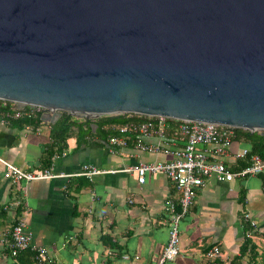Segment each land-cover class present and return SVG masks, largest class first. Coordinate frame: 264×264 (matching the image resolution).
<instances>
[{
  "label": "water",
  "instance_id": "95a60500",
  "mask_svg": "<svg viewBox=\"0 0 264 264\" xmlns=\"http://www.w3.org/2000/svg\"><path fill=\"white\" fill-rule=\"evenodd\" d=\"M0 101L264 135V0H0Z\"/></svg>",
  "mask_w": 264,
  "mask_h": 264
},
{
  "label": "crops",
  "instance_id": "0c3cea01",
  "mask_svg": "<svg viewBox=\"0 0 264 264\" xmlns=\"http://www.w3.org/2000/svg\"><path fill=\"white\" fill-rule=\"evenodd\" d=\"M36 116L38 122L28 124L32 131L16 121L0 124L1 159L25 172L51 165L55 173L73 175L85 164L117 172L91 180L70 176L12 184L2 178L0 165V264H37L30 258H11L5 252L2 241L15 218H21L30 234V245L46 249L45 264H154L167 242L164 204L174 200L176 193L161 174L146 175L138 184L134 173L120 170L168 157L141 152L131 144L113 152L107 138L95 134V119H91L88 133L84 127L70 128L63 148L44 167L50 126L58 118L46 122L44 111ZM84 121L78 119L77 123ZM110 129L114 134L113 126ZM154 141L143 139L147 144ZM241 149L247 148L233 140L229 153ZM223 161L232 170L245 160L233 162L227 156ZM260 180L259 175L228 183L207 180L178 224L179 254L164 264H229L243 240L242 212L254 223L257 234L251 241L259 251L264 249V187ZM211 247L220 253L215 262L204 257ZM123 255L128 259H122ZM241 263L245 264V259Z\"/></svg>",
  "mask_w": 264,
  "mask_h": 264
},
{
  "label": "built area",
  "instance_id": "2783aa9c",
  "mask_svg": "<svg viewBox=\"0 0 264 264\" xmlns=\"http://www.w3.org/2000/svg\"><path fill=\"white\" fill-rule=\"evenodd\" d=\"M41 112L43 109L39 107L18 106L0 101V124L7 125L12 121L33 119ZM137 117L141 119L130 120L131 117L128 114L123 124L113 126L114 134L107 138V144L113 152L131 144L141 152L168 157L165 161L138 163L120 170V172L134 173L138 184L144 182L146 175L161 174L173 186L176 197L174 200H166L163 208L167 214V242L159 251L154 263L164 264L179 254L178 224L193 204L197 190L211 178L220 183H228L237 178L262 174L264 158L249 155L247 149L229 153L235 134L234 128L228 126L175 121L163 117ZM24 129L32 131L33 127L24 124ZM143 139L155 141L147 144L143 142ZM227 156L233 162L245 160L247 165L238 170H230L223 161ZM53 157L56 158L57 155ZM0 165L2 178L12 184L70 176L91 180L97 175L117 172L100 170L88 164L82 165L79 172L73 175L55 173L51 165L37 172H25L1 158ZM243 218L254 229V223L247 213L243 215ZM2 242L11 258H15L21 252L30 251L34 254L33 259L37 264L47 262L46 249L30 245V234L24 230L21 218L13 220ZM219 256L217 247H211L204 253L205 259L211 262H215ZM122 259L128 258L123 255ZM134 259H137V256H134Z\"/></svg>",
  "mask_w": 264,
  "mask_h": 264
},
{
  "label": "trees",
  "instance_id": "16d2710c",
  "mask_svg": "<svg viewBox=\"0 0 264 264\" xmlns=\"http://www.w3.org/2000/svg\"><path fill=\"white\" fill-rule=\"evenodd\" d=\"M128 115V114H127ZM126 114L119 115L115 117H99L93 121L96 125L95 134L103 138H108L111 133L110 126L121 125L126 121ZM130 120H140L141 118L130 115ZM38 122L37 116L33 119H21L16 121V124H36ZM78 119H75L69 116L67 113L62 112L60 117L50 126L49 136L51 138V143L48 146L44 162V167L49 165L50 159L55 155L59 150L64 146V142L68 132L71 127H76L78 129L84 127V132L88 133L89 124L91 121L86 120L81 124H78ZM106 127V128H105ZM234 140L238 141L245 145L248 150L249 155H257L260 158H264V135L259 132L250 133L247 130L234 129ZM247 165L246 161L239 162L232 170L241 169ZM261 178L262 186L264 187V174H259ZM264 193V189H263ZM239 203L243 206L244 197L243 194L239 196ZM245 212H242L240 215L241 225L243 229V240L239 246L238 255L233 257L229 264H242V260L245 259V264H264V249L258 250L257 246L251 241L252 236H256V232L253 228L250 227L249 222L245 221L243 215ZM259 251V252H258ZM6 254L8 255L7 249H5ZM9 256V255H8ZM25 257L26 259H31L34 261V254L30 251H24L19 253L15 258ZM14 258V259H15Z\"/></svg>",
  "mask_w": 264,
  "mask_h": 264
},
{
  "label": "rangeland",
  "instance_id": "374dc122",
  "mask_svg": "<svg viewBox=\"0 0 264 264\" xmlns=\"http://www.w3.org/2000/svg\"><path fill=\"white\" fill-rule=\"evenodd\" d=\"M261 239H263L264 240V234H263V236H262V238Z\"/></svg>",
  "mask_w": 264,
  "mask_h": 264
}]
</instances>
